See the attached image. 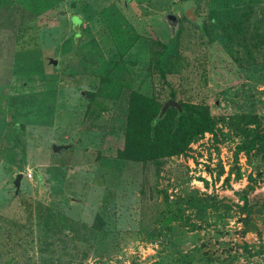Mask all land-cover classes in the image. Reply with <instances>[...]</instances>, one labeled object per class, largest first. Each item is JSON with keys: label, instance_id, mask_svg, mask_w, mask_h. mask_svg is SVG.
<instances>
[{"label": "rangeland", "instance_id": "1", "mask_svg": "<svg viewBox=\"0 0 264 264\" xmlns=\"http://www.w3.org/2000/svg\"><path fill=\"white\" fill-rule=\"evenodd\" d=\"M191 1L0 0V264H264V0ZM133 90L215 131L120 159Z\"/></svg>", "mask_w": 264, "mask_h": 264}, {"label": "trees", "instance_id": "2", "mask_svg": "<svg viewBox=\"0 0 264 264\" xmlns=\"http://www.w3.org/2000/svg\"><path fill=\"white\" fill-rule=\"evenodd\" d=\"M214 11L216 10L211 9L209 12L207 25L220 26L225 20V16H220L221 13ZM231 14L232 12L227 10L226 17H231ZM185 17L189 21L192 20L186 15ZM76 19L78 18L76 17ZM72 21H76L75 18ZM197 26L203 32L206 31V25L203 22L197 23ZM178 33L179 29L170 36L172 37L170 42L165 44L159 53L158 60L163 66L166 65L174 50ZM171 94V99H174L173 93ZM164 101L160 102L153 94L147 95L136 90L130 91L127 100L123 146L117 150L118 158L145 162L181 155L189 149V144L200 135L215 131L217 122L207 105L177 101L179 107H168L160 115ZM247 125L253 126L245 130L251 144L264 142V128L262 129L264 123H261L260 118L257 120L248 119ZM250 142L243 143L240 150L249 149ZM243 200L246 201L245 198ZM95 226L98 225L95 224Z\"/></svg>", "mask_w": 264, "mask_h": 264}, {"label": "water", "instance_id": "3", "mask_svg": "<svg viewBox=\"0 0 264 264\" xmlns=\"http://www.w3.org/2000/svg\"><path fill=\"white\" fill-rule=\"evenodd\" d=\"M186 15V14H185ZM194 18V17H193ZM191 18V19H193ZM164 19L166 20V22L170 25V26H175L177 25L178 23V16L173 14V13H165L164 14ZM49 61L53 62L54 64L56 63V60L55 59H52V58H49ZM171 106H175V107H179V104L176 100L174 99H166L162 105V109H161V113L160 115L163 114V112L168 108V107H171ZM68 145H56V144H53V150L54 151H58L60 150L61 148H66ZM22 178V174L19 173L17 174L15 180H14V187H15V191L18 192L19 190V187H20V180Z\"/></svg>", "mask_w": 264, "mask_h": 264}]
</instances>
